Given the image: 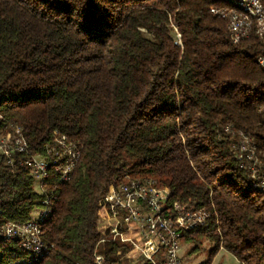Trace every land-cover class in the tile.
I'll list each match as a JSON object with an SVG mask.
<instances>
[{
    "label": "trees",
    "instance_id": "1",
    "mask_svg": "<svg viewBox=\"0 0 264 264\" xmlns=\"http://www.w3.org/2000/svg\"><path fill=\"white\" fill-rule=\"evenodd\" d=\"M226 1L0 0V136L18 126L41 155L57 135L81 148L71 178L43 190L0 160V226L35 221L49 246L29 263L0 235V264H96L99 201L125 175L165 188L167 207L208 213L181 235L188 254L211 245L198 264L220 249L264 264V189L239 153L244 135L264 178V41L231 42L211 12ZM99 251L100 264H124L125 246Z\"/></svg>",
    "mask_w": 264,
    "mask_h": 264
},
{
    "label": "built area",
    "instance_id": "2",
    "mask_svg": "<svg viewBox=\"0 0 264 264\" xmlns=\"http://www.w3.org/2000/svg\"><path fill=\"white\" fill-rule=\"evenodd\" d=\"M211 12L226 21L232 43L237 44L250 36L264 41V0H227L222 6L213 7ZM173 40L180 45L176 28ZM257 63L264 71V53L257 57ZM239 153L253 160L249 167L251 177L256 175V186L264 189V178H259L256 173L258 161L254 158L253 147L244 135L239 142ZM80 156V146L65 135L55 136L44 155L31 152L18 126L9 135L0 136V160L27 167L40 190L49 177L67 182ZM166 200L167 190L157 186L153 179L125 175L117 189L99 201V225L104 235L96 245L95 263L102 262L103 255L99 250L111 241L127 248L124 256L131 264H181V235L196 227L208 226L209 215L186 204L175 203L167 207ZM43 203L47 204L48 200ZM0 235L6 239H19L29 254V263L48 253L49 246L42 242L35 221L25 224L6 222L0 226Z\"/></svg>",
    "mask_w": 264,
    "mask_h": 264
},
{
    "label": "rangeland",
    "instance_id": "3",
    "mask_svg": "<svg viewBox=\"0 0 264 264\" xmlns=\"http://www.w3.org/2000/svg\"><path fill=\"white\" fill-rule=\"evenodd\" d=\"M36 189L38 190V188ZM210 246L211 245L205 241L203 242L202 250L194 251L188 254L189 245L182 242L180 250L181 264H198L200 261L206 259ZM121 259L124 264H131L129 258L122 257ZM211 264H237V261L229 252L220 249L212 259Z\"/></svg>",
    "mask_w": 264,
    "mask_h": 264
}]
</instances>
